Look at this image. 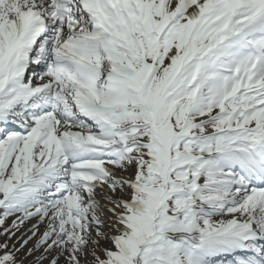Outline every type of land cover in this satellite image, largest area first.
<instances>
[{"label":"snow or ice","instance_id":"obj_1","mask_svg":"<svg viewBox=\"0 0 264 264\" xmlns=\"http://www.w3.org/2000/svg\"><path fill=\"white\" fill-rule=\"evenodd\" d=\"M0 264H264V0H0Z\"/></svg>","mask_w":264,"mask_h":264}]
</instances>
